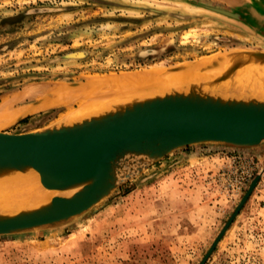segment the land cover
Instances as JSON below:
<instances>
[{"label": "rangeland", "instance_id": "rangeland-1", "mask_svg": "<svg viewBox=\"0 0 264 264\" xmlns=\"http://www.w3.org/2000/svg\"><path fill=\"white\" fill-rule=\"evenodd\" d=\"M230 48L264 51V0H0V132L57 127L77 107L52 101L64 85ZM115 174L85 211L0 234V264H202L259 174L204 264H264V142L129 153Z\"/></svg>", "mask_w": 264, "mask_h": 264}, {"label": "water", "instance_id": "water-1", "mask_svg": "<svg viewBox=\"0 0 264 264\" xmlns=\"http://www.w3.org/2000/svg\"><path fill=\"white\" fill-rule=\"evenodd\" d=\"M260 54L264 58V51ZM202 142L253 147L264 142V106L228 105L197 99H162L125 114L80 128L43 132H0V166L24 165L38 171L49 189H64L91 181L75 200L57 196L45 212L0 220V234L33 228L77 215L113 187L115 166L129 153L160 156L174 148ZM261 174L217 238L202 264L214 251Z\"/></svg>", "mask_w": 264, "mask_h": 264}, {"label": "bare ground", "instance_id": "bare-ground-1", "mask_svg": "<svg viewBox=\"0 0 264 264\" xmlns=\"http://www.w3.org/2000/svg\"><path fill=\"white\" fill-rule=\"evenodd\" d=\"M243 49L232 48L173 67L152 65L138 71L100 74L86 82L64 85L49 100L76 103L77 107L63 115L55 128H80L107 122L162 99L264 106L262 49ZM10 109L6 103L0 107V125L10 115ZM90 182L49 189L41 183L34 169L24 165L0 166V220L45 212L57 196L75 200Z\"/></svg>", "mask_w": 264, "mask_h": 264}, {"label": "built area", "instance_id": "built-area-1", "mask_svg": "<svg viewBox=\"0 0 264 264\" xmlns=\"http://www.w3.org/2000/svg\"><path fill=\"white\" fill-rule=\"evenodd\" d=\"M252 175L253 174L251 172V169L242 170L241 173L237 175L234 179H231V181L227 185L229 192H240L244 188L245 184L252 177Z\"/></svg>", "mask_w": 264, "mask_h": 264}, {"label": "crops", "instance_id": "crops-1", "mask_svg": "<svg viewBox=\"0 0 264 264\" xmlns=\"http://www.w3.org/2000/svg\"><path fill=\"white\" fill-rule=\"evenodd\" d=\"M262 144V143H261Z\"/></svg>", "mask_w": 264, "mask_h": 264}]
</instances>
